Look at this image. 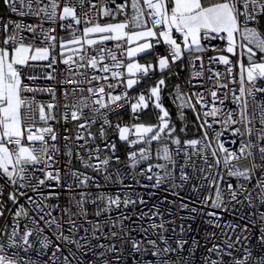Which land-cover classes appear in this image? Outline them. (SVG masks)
<instances>
[{"label": "snow or ice", "instance_id": "6c2138e0", "mask_svg": "<svg viewBox=\"0 0 264 264\" xmlns=\"http://www.w3.org/2000/svg\"><path fill=\"white\" fill-rule=\"evenodd\" d=\"M3 2L12 14L18 17H34L39 23H24L23 20L0 16V33L3 34L0 39V178L6 177L4 184L0 185V218L7 219L5 211L12 216L10 231L8 224L0 227V264H21L19 251H29L32 248L30 237L34 232L38 235L42 234L45 228L51 230L55 227L57 232L54 234L58 239L74 243L78 248L85 247L79 241L63 234L62 220L53 215L59 206L46 203L52 198V193L44 195L42 192L45 187L70 188L71 185L61 184V170L55 166L58 163L56 154L60 149L56 144L57 133L50 122L57 120L56 110L60 105L54 102L39 103L34 96L25 95L37 91L47 92L55 100L54 88H34L25 83V80L34 81L38 78L25 71L34 68L35 62L46 61L45 66L53 71H55L54 65L59 62L67 66L68 76L60 83L72 87L64 91L65 100L69 102L63 104L65 111L61 114V118L65 121L69 118L72 121L83 120L78 126L83 132L78 131L75 140L83 141L76 147L83 149L87 157L76 151L75 158L85 169L107 172L110 164L111 157L105 156L101 159L102 151L109 150L105 126L112 127L107 119V113L102 110L116 111L118 108L130 106L133 116L139 119L140 113L148 109L149 102L152 101L154 108L160 113L157 124L115 125L121 141L128 143L130 147L140 145L138 150L128 154L130 168L135 169L139 164L153 159L163 161L156 164L148 163L145 169H141L140 174L146 175L149 181L155 178L153 187H159L165 182H171L176 186L175 157L183 152L185 162L180 166L179 172V180L182 183L190 180L185 167L191 163L195 170L193 156L203 159L206 165L199 168V172L202 174V179L207 182L210 193L214 188L215 194L205 196L201 201L203 205L225 211L232 201L241 204L246 202L249 206H254L257 202L264 205V101L256 100L258 93H264V87L258 86V83H264V31L253 26L258 22V18H264V0H121L119 3L117 0H95V2L94 0H3ZM86 4L88 10L84 11ZM110 4L114 7H110ZM77 8L80 9L79 15ZM119 15H123L125 19L116 23L100 22L103 18L115 20ZM58 21L61 30L68 33L67 39L54 35L53 33L56 32L54 27L47 29L44 27L45 23L56 24ZM81 24L84 25L82 31L78 27ZM25 33L31 34L33 41L39 39L44 46H37L34 42L25 43L24 41L28 39ZM107 41L117 42L115 50L103 46ZM212 41H224L226 46L221 48L212 45ZM161 43L168 48V55L158 56L156 64L145 65L135 59L139 54ZM57 48H59L58 52ZM208 51L219 53L217 56L207 58L209 65L215 63L225 66L223 74L219 71L213 72L211 67L207 69L210 73L208 79L213 80L212 87L208 89L212 97V106L209 111H204L203 115L212 117L213 120L209 122L205 119L200 125L205 129L202 138L184 141V148L181 149V140L175 136L176 129L170 124L169 112L161 103V91L166 86V78L162 75L147 90V97L141 92L134 103L128 91L145 77L151 78L149 73H154L157 68L163 74L165 70L170 71L173 64L178 61L183 62L186 58L193 69L192 79H201L205 70L202 54ZM93 52L95 54H92ZM231 57H237L235 64ZM234 68L239 69L238 73L234 74ZM222 75L228 82H220ZM44 78L52 80L55 76L48 72ZM230 83L239 85L238 95L236 89L229 88ZM101 84L105 85L107 92L100 87ZM120 87L123 91L117 92L116 89ZM220 89L228 90L223 94L224 98L218 97L217 93ZM85 91L87 96L83 95ZM77 92L81 93V96L73 100L72 97H75ZM228 93H231L232 101L238 105L239 111L229 110L220 120L219 116L223 110L216 104L218 101L223 105ZM175 101H179L178 107L181 110L185 107L195 110L197 104L202 108H208L202 92L189 95L182 92L179 85H176ZM250 101L253 105L251 113ZM85 109L90 110L91 118H85ZM100 117L104 118L97 136L90 131V128ZM199 118L197 115V119ZM257 120L259 128L256 127ZM213 123H220L224 129L230 128L232 134L239 137L238 149L225 147L224 142L220 140L222 131L215 132L214 137L208 135L207 129L212 128ZM236 125L240 126L235 127ZM130 135L135 138L129 139ZM97 138L104 141L103 149L100 145H96L95 148L89 147V142H94ZM69 139L68 136L64 137L66 142ZM25 140L27 145L24 143ZM154 142L158 147L153 154ZM232 143L235 144L236 141ZM171 145L176 146L174 150ZM65 147L67 148L65 155L69 158L67 167L71 177L77 182L78 187H86L93 178L79 170L71 169L73 150L67 143ZM189 148L193 150L191 154L188 152ZM110 150L112 153L115 152V144H111ZM116 161L119 162L118 157ZM221 163L228 177L240 181L238 188H234L231 183H227L226 189L221 188V184L225 183V175L220 171ZM109 178L105 176L106 180ZM254 178L255 184L251 188L247 187ZM53 181L54 185L51 183ZM9 186L11 190L8 191L7 201L13 206H18L14 212L7 207L3 199L5 190ZM29 192L35 195H29ZM225 193H227V201ZM88 195L81 193V198L76 201L80 213L85 212L83 205ZM241 195L244 196L243 201L239 199ZM22 197L32 205L34 215L30 216L24 205L20 204ZM96 200L106 202L105 210L112 205L119 207L121 204L119 195L113 198L100 194ZM96 200L92 202L95 203ZM123 203L127 206L136 201L125 196ZM140 203H144L142 198ZM182 207L188 206L185 204ZM63 211L69 216L67 221L70 224L69 231H79L75 220L71 218L70 210ZM191 211L196 212L197 209L192 208ZM157 214L152 213V215ZM97 215H100L99 211ZM207 215L215 218L208 221L210 225L220 227L216 222L219 219L217 212L209 211ZM260 219L264 220V213H260ZM22 220H28L31 227L27 223L24 224L21 233ZM152 227L165 230L163 223ZM224 227L231 228L234 232L238 225ZM84 231L87 233L88 230ZM93 231H99V225H96ZM242 231H247L246 225ZM112 235L116 233L113 232ZM5 237L6 241L3 240ZM81 239L86 240V237ZM161 239L167 245V240L164 237ZM261 239L264 242V236ZM239 240L240 237L237 236L236 242L238 243ZM50 243L48 237L41 240L44 248H48ZM148 243L157 248L155 240H149ZM186 243L185 240H178L177 248L166 246L152 254L160 256L161 251L163 254L176 252L178 249L182 250ZM226 246L229 250L235 249L234 243H227ZM133 248L139 250L140 243L133 241ZM9 250H13L11 255ZM60 251L57 244L52 253L53 264L59 259L57 253ZM208 252L215 253L219 259L206 257L205 264H225L224 256L231 258V264H249L252 256L248 250H245L242 258L234 256L232 251H225L215 244L208 249ZM23 264H31V262L24 261ZM63 264H71L68 256L63 257ZM159 264H168V262L161 260Z\"/></svg>", "mask_w": 264, "mask_h": 264}, {"label": "built area", "instance_id": "2783aa9c", "mask_svg": "<svg viewBox=\"0 0 264 264\" xmlns=\"http://www.w3.org/2000/svg\"><path fill=\"white\" fill-rule=\"evenodd\" d=\"M95 2V0H94ZM121 0H117V3ZM99 7V4L97 5ZM114 7L113 5H109ZM88 10V5H85L84 11ZM78 15L80 14V9L77 8ZM0 16L11 18L14 20H23L24 23L36 24L39 21L34 17H18L15 14H12L8 9L7 5L4 4L3 0H0ZM125 17L119 15L115 20L111 18L101 19V23L104 21H122ZM259 19V18H258ZM60 22L56 24L45 23V29L54 27L56 32L54 35L58 37L68 38V33L61 30L59 26ZM83 24L78 26L81 31ZM253 26L259 29V20ZM79 34V33H78ZM28 37L24 42L25 43H35L37 46H44L40 43L39 39L33 41L31 34L25 33ZM3 34L0 33V39H2ZM116 41H107L103 45L106 48H112L115 50ZM212 45L219 46L221 48L225 47L226 44L224 41H212ZM100 47V45H97ZM154 50L153 57L158 56H167L168 48L164 44L156 45ZM59 51V48L56 49ZM91 51V50H90ZM92 54H95L94 52ZM226 54V53H225ZM204 56L205 70L203 77L201 79H192L193 69L189 68V85L180 84L182 92L191 94L195 92H202L205 96V99L208 103V108H202L199 104L196 105L195 110L185 107L182 111H189L192 114L199 115L201 123L207 119L209 122H212V117H204V111H209L212 106V97L208 89L213 85V80H209L208 77L210 73L207 71L209 67L213 72L219 71L222 74L225 72V66L222 64H211L208 63L209 56H217L219 53L208 51L202 54ZM59 61V56L57 57ZM233 63L237 61V57H231ZM246 61V60H245ZM107 62V61H106ZM36 66L32 69H26L25 71L29 75H34L38 77L34 81L25 80V83L29 84L34 88H48L52 87L55 89V100H53L52 95L47 92H34L27 93L25 95L34 96L37 102L39 103H50L54 102L60 105L57 112V120L50 122V125L54 128L57 133V147L60 149L59 153L56 154V159L58 163L55 165L61 170L62 176V185H71L67 186H58L52 188H43L42 192L44 195L52 193V198L46 203L52 205H58L59 207L55 209L53 215L63 222V234L70 237L72 240L79 241L80 244L85 245L83 248H78L74 243H68L64 240L58 239L54 234L57 232V229L53 227L51 230L45 228L42 234L33 233V236L30 237V243L32 248L29 251H19V257L21 258V264L24 261H29L31 264H53L52 253L55 251V246L58 244L60 247V252L57 253L59 259L56 261V264H63V257L68 256L71 264H159L161 260L167 261L168 264H205L206 257L211 259H219L215 253H209L208 249L212 248L215 244L219 248L224 249L225 251H232L234 256L243 257L245 250L251 252L252 256L249 260V264H264V242H262V236H264V220L260 219V213H264V205H260L258 202L254 206H249L245 203H236L232 201L228 205L227 211L223 209H211L201 203L205 196L211 194L214 196L215 189L209 191L207 182L202 179V174L199 172V168L206 167L203 162V159L192 157L194 161L195 170L190 163L185 167L187 174L190 177V180L186 183H182L179 180L180 166L184 165L185 157L183 152L176 158L177 165L175 168V185L171 182H165L159 187H153L155 184V178L149 181L146 178V175H141V169H145L148 163L156 164L162 163L163 161H157L153 159L148 162H144L138 165L137 168H130L128 161V154L131 151L138 150L140 145L135 147H130L128 143L121 141L119 139V133L115 128V125L120 124L124 125H133L138 122L141 117L142 112L139 115V119H136L130 109V106H125L122 108L116 109V111L102 110V112L107 113V119L110 121L112 127L109 128L105 126L107 132V142L109 144L108 151H102L101 159L105 156L111 157L110 164L108 166L107 172H94L91 169H85L79 160L75 158V152L80 151V154L87 157V153L83 149H78L77 144L83 143V141H76L75 136L78 131L83 132L82 129H79V124L83 123V120L72 121L70 118L65 121L61 118V114L65 111L62 107L63 104L68 103L69 101L65 100L64 91L65 89H71L72 85H64L60 83L63 79L68 76L66 71L67 66L62 62L54 65L55 71L53 69H48L45 65L47 62H35ZM175 64L171 66V70L174 72ZM125 71V70H124ZM234 74L238 73L239 69L234 68ZM51 72L55 79L48 80L44 76L46 73ZM150 77L153 76V73H149ZM148 78V77H145ZM238 79V76H237ZM143 80V79H142ZM221 83L228 82L225 77L222 75L220 78ZM258 86L264 87V83H258ZM87 87L86 85L84 86ZM101 88H104L105 92L108 89L104 84L100 85ZM229 88L236 89V94H239L238 84H229ZM175 89H173V100L175 96ZM117 92L123 91V88H117ZM227 89H220L218 91V97L224 98L223 94L226 93ZM84 96H87V92L83 93ZM129 97L132 98V102H135V98L131 94L130 90L128 91ZM71 96V93H70ZM81 96V93L77 92L75 97H72L73 100L78 99ZM257 101H264V93H258L256 95ZM195 102V98H193ZM177 108L179 101L174 102ZM217 107L222 108V112L219 116V119L224 118V113L231 110L233 112H238V105L233 103L231 93H228L225 103L220 105L217 101ZM253 105L250 101L249 112H252ZM180 109V108H179ZM181 110V109H180ZM92 114L89 109H85V118H91ZM104 117H100L97 120V123L92 124L90 131L98 136L100 131L101 123L103 122ZM37 123L38 114H37ZM42 126V125H41ZM236 125L235 127H239ZM256 127L259 128V122L256 121ZM205 129L200 128L195 139H201ZM208 135L210 137L215 136V132L222 131L223 134L220 136V140L224 142L225 147L230 149H238L239 147V137L234 136L230 128L224 129L220 123H213L212 128L207 129ZM87 135V133H84ZM68 136L70 139L66 142L64 137ZM176 136V135H175ZM178 137V136H177ZM135 138L130 135L129 139ZM179 138V137H178ZM180 139V138H179ZM181 140V139H180ZM232 141H236L235 144ZM215 142V141H213ZM25 145L27 141L25 140ZM72 148L73 158L71 161V169L79 170L82 173H86L88 176L92 177L93 180L89 181V184L86 187H78L77 182L73 180L70 175L68 165V157L65 155L67 148L65 144ZM111 144H115V152L112 153L110 150ZM96 145H100L101 148H104V141L100 138H97L94 142H89V147L95 148ZM14 147V146H13ZM158 145L156 144L152 149L153 154L155 153ZM172 149H175V145H171ZM181 149L184 148V144L181 141ZM192 149H188L189 154L192 153ZM119 158V162L116 161V158ZM209 162H211V157L209 156ZM259 163V158H257ZM156 171V169H154ZM220 171L225 175V183L221 184L222 189H226L227 183H231L234 188L239 187L240 181L236 178L228 177L223 171V164L220 165ZM150 174V173H149ZM39 175V173H38ZM259 175V173H257ZM105 176L110 177L105 179ZM6 180L5 178H0V185H3ZM255 178L252 180V183L247 185L251 188L255 184ZM53 185L55 182H51ZM96 185H99L97 187ZM195 186V188H194ZM10 186L5 190L4 201L7 204V207L12 209L14 212L16 207L13 206L10 201H7L8 191H10ZM81 193H88V197L83 207L85 209L84 213H80V209L76 206V201L81 198ZM178 193V195H176ZM100 194L111 196L115 198L117 195L120 196L121 204L119 207L112 205L110 208L106 209V202L96 200V197ZM29 195H35V193L29 192ZM125 196L130 197L132 200L136 201L134 204L124 205L123 200ZM143 199L144 203H140V199ZM227 193H225V200L227 201ZM241 201L244 200V196H239ZM96 200L95 203L92 201ZM20 204H23L24 207L28 210L29 215H34L32 205L27 203L25 198L20 199ZM187 204V208L182 207V205ZM196 208V212H192L191 209ZM64 209L70 210L72 216L71 218L75 220L76 225L79 231L70 232V224L67 222L69 216L63 211ZM100 212V215H97V212ZM209 211H215L219 215V219L216 221L220 224V227H214L208 223L210 219H215L209 217L207 213ZM78 213H80L78 215ZM147 213L148 215H142ZM152 213H158L157 215H152ZM5 217L0 218V227L8 224L9 231L11 230V221L12 216L8 211H5ZM151 217V218H150ZM31 224L28 220L21 221V233L23 232V225ZM164 224V229L162 230L159 227L153 228V225ZM115 224V227H113ZM99 225V231H93L94 227ZM225 225L237 226L235 231L231 228L224 227ZM247 226V231L243 232L242 229ZM87 229V233L84 231ZM183 229V231L181 230ZM115 232L116 235H112ZM239 236L240 240L237 243L236 237ZM44 237H48L49 244L48 248H44L41 244V240ZM81 237H86V240L81 239ZM161 237H164L167 240V245L163 242ZM247 237V239H245ZM6 241V237L3 238ZM149 240H155L157 243V248H154ZM185 240L187 243L184 245L183 249H178L176 252L163 254L161 251L160 256H154L152 253L156 252L157 249L162 250L166 246H171L172 248H177V241ZM133 241L140 243L139 250L133 248ZM195 241V244H193ZM227 243H234L235 249H227ZM103 245V247H101ZM13 250H9V255ZM103 253V255H101ZM225 264H231V258L224 256Z\"/></svg>", "mask_w": 264, "mask_h": 264}, {"label": "trees", "instance_id": "16d2710c", "mask_svg": "<svg viewBox=\"0 0 264 264\" xmlns=\"http://www.w3.org/2000/svg\"><path fill=\"white\" fill-rule=\"evenodd\" d=\"M259 30L264 31V18H259ZM156 47V46H155ZM153 48L149 50L145 54V59L155 60L156 57H153L154 50L156 48ZM189 68L190 65L188 64V59L186 58L183 62H176L174 72L170 69L165 70V74H168L169 83L167 88H163L161 91V101L166 103L167 110L171 114L172 121L170 122L171 126H174L176 129L175 135L178 136L182 142L186 140L195 139L198 131L200 130L201 121L200 119H197L196 114H192L189 111H182L179 108H177L174 104L173 100V89L176 87V85H189ZM154 76V75H153ZM147 78V79H153L154 77ZM146 78H144L142 81H144ZM144 84V82L140 83V85ZM131 90H136V88H132ZM147 90V88H138L136 90V94ZM155 109L153 106L148 107V109L142 111L141 117H144V115L148 114L149 117H153L155 115ZM139 119V120H140ZM138 120V121H139ZM183 129V131H181ZM156 143H153L152 149Z\"/></svg>", "mask_w": 264, "mask_h": 264}, {"label": "crops", "instance_id": "0c3cea01", "mask_svg": "<svg viewBox=\"0 0 264 264\" xmlns=\"http://www.w3.org/2000/svg\"><path fill=\"white\" fill-rule=\"evenodd\" d=\"M105 22H111V23H116V22H119V21H104V22H102V23H105ZM148 52V51H147ZM147 52H145V53H142V54H139L135 59H137V61L139 60V61H141L142 63H144L145 65L146 64H149V63H151V64H156L157 63V57H156V59L155 60H150V58L148 59H145V54L147 53ZM127 62V61H126ZM125 71H126V69H125ZM166 72V71H165ZM165 72L163 73V74H161V72L158 70V68H157V70L153 73V79L151 80V79H145L144 81H140L138 84H136L133 88H136V90H138V88H147V90L152 86V85H154L155 83H156V81H158L160 78H161V76L163 75L165 78H166V86L164 87V88H167V86H168V83H169V76H168V74H165ZM142 82H144V84H142V85H140V83H142ZM136 90L134 91V90H131L130 89V92H131V94L133 95V97L134 98H137L138 96H139V94L141 93V92H143V93H145V95H146V97H147V90H144V91H141V92H139V93H135L136 92ZM149 105L150 106H152L151 104H150V102H149Z\"/></svg>", "mask_w": 264, "mask_h": 264}, {"label": "rangeland", "instance_id": "374dc122", "mask_svg": "<svg viewBox=\"0 0 264 264\" xmlns=\"http://www.w3.org/2000/svg\"><path fill=\"white\" fill-rule=\"evenodd\" d=\"M137 60V59H136ZM138 62L139 63H141V64H144V63H142L141 61H139L138 60ZM245 63H247V61H245ZM161 103H162V106L167 110V107H166V103L164 102H162L161 101ZM150 104L153 106V102L152 101H150ZM154 107V106H153ZM155 110V115L151 118V117H149L148 116V114H146V115H144V117H142L137 123H144L145 125H155V124H157L158 123V119H157V117H158V115L160 114L159 113V110L158 109H153L152 111H154ZM168 111V110H167ZM169 112V111H168ZM169 116H170V122L172 121V118H171V114H170V112H169Z\"/></svg>", "mask_w": 264, "mask_h": 264}]
</instances>
